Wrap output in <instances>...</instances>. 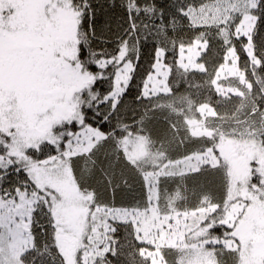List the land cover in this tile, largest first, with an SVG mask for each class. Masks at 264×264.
<instances>
[{
    "label": "trees",
    "instance_id": "trees-1",
    "mask_svg": "<svg viewBox=\"0 0 264 264\" xmlns=\"http://www.w3.org/2000/svg\"><path fill=\"white\" fill-rule=\"evenodd\" d=\"M67 1L78 15L76 61L93 83L90 98L81 106L82 125L65 123L56 132L88 129L105 136L67 164L77 190L91 197L87 223L110 241L103 255L85 260L78 256L76 264L87 259V264H241L239 248L224 245L239 244L234 228L225 224L232 208L230 178L218 147L221 141L251 142L264 150V0H257L255 7L252 0H224L233 4L224 24L197 23L217 0ZM245 16L256 19L250 36L255 64L248 43L236 35ZM194 42L206 44L201 73L177 63L180 48ZM158 52L168 70V92L144 96ZM231 52L245 82L238 77L218 81L220 88L239 94L227 98L218 94L212 80ZM125 64L132 66V73L113 102L108 96ZM196 128L205 134L197 135ZM126 137L146 142L147 154L136 163L120 147ZM67 140L57 148L43 144L27 151L26 164L14 161L0 146V199H13L17 192L37 198L30 216L31 248L21 257L22 264H67L50 204L26 174L29 167L62 157L80 143L67 145ZM206 153L213 160L201 163ZM258 187L264 191L262 181ZM259 200L264 202V194ZM190 213L184 232H202L203 248L164 244L155 253L154 240L171 237L174 219ZM127 214L133 217L127 219ZM188 235L184 244L191 246Z\"/></svg>",
    "mask_w": 264,
    "mask_h": 264
},
{
    "label": "rangeland",
    "instance_id": "rangeland-1",
    "mask_svg": "<svg viewBox=\"0 0 264 264\" xmlns=\"http://www.w3.org/2000/svg\"><path fill=\"white\" fill-rule=\"evenodd\" d=\"M65 0H0V146L8 156L26 164V152L48 144L59 147L63 138L66 144L79 145L62 155L26 170L30 182L50 204L58 229V247L67 264H76L83 258L103 255L109 238L87 223L90 213V195H83L74 183L67 161L76 155L87 154L105 136L97 131H58L62 125H82L81 106L91 96L93 77L81 70L76 61L77 46L81 40L77 14ZM257 0H252L255 7ZM233 4L217 0L207 15H200L199 24H224ZM256 19L245 16L236 30L246 47L251 63L250 36ZM206 44L194 42L179 50L178 65L186 71L203 72L199 63ZM123 53H121L122 57ZM163 54L157 53L155 65L149 75L143 95L167 93L168 70L162 63ZM132 73L130 64L124 65L114 78V88L108 100L116 102ZM238 77L245 82L234 53H229L212 80L219 95L235 97L234 90L222 89L217 82ZM212 114V112H208ZM197 135L205 134L196 128ZM127 160L136 163L147 154L142 137H126L120 141ZM218 154L228 168L232 208L226 217V226L234 228L241 264H264V194L258 186L264 184V150L255 143L221 141ZM211 153L200 157V162L212 161ZM251 170L255 173H251ZM258 176L255 178V176ZM253 180V181H252ZM13 199H0V264H22L21 257L31 248L30 216L36 196L27 198L15 193ZM127 219L132 214H127ZM192 213L175 218L172 236L163 235L152 244L153 251L164 244L184 249H200L202 232H184ZM193 241L184 244L183 236ZM68 239V241L66 239ZM207 244V243H206ZM205 244V245H206ZM94 253V254H93ZM88 259L83 264L88 263Z\"/></svg>",
    "mask_w": 264,
    "mask_h": 264
},
{
    "label": "bare ground",
    "instance_id": "bare-ground-1",
    "mask_svg": "<svg viewBox=\"0 0 264 264\" xmlns=\"http://www.w3.org/2000/svg\"><path fill=\"white\" fill-rule=\"evenodd\" d=\"M52 1H54V0H52ZM64 2H66V3H68L69 4V2L67 1V0H65ZM72 9V8H71ZM72 11L74 12V13H77L76 12V9L74 10V9H72ZM251 173H253V171L251 170Z\"/></svg>",
    "mask_w": 264,
    "mask_h": 264
}]
</instances>
